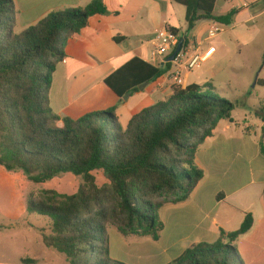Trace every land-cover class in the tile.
I'll return each mask as SVG.
<instances>
[{"label": "trees", "instance_id": "16d2710c", "mask_svg": "<svg viewBox=\"0 0 264 264\" xmlns=\"http://www.w3.org/2000/svg\"><path fill=\"white\" fill-rule=\"evenodd\" d=\"M171 1L186 8L188 32L201 20L232 25L239 12L216 16L217 0ZM106 15L103 0H94L86 7L52 13L18 33L13 0H0V166L22 171L36 184L68 174L82 178L76 194L43 190L28 201L31 213L51 222V234H42L44 245L64 254L69 264H127L111 258L110 227L125 237L158 242L164 230L161 210L189 200L205 177L197 164L200 147L221 121L234 122V104L205 92L213 90L210 83L174 86V94L133 116L126 129L115 107L77 120L54 113L53 77L66 59L68 41L91 18ZM125 40L114 38L118 44ZM171 65L134 58L105 85L123 99L155 82ZM98 171L108 181L102 187L93 175ZM260 204L263 219L253 232L254 217L248 213L238 230H221L217 242L196 244L172 264H245L238 250L241 239L264 248V191ZM21 264L37 260L25 258Z\"/></svg>", "mask_w": 264, "mask_h": 264}, {"label": "crops", "instance_id": "0c3cea01", "mask_svg": "<svg viewBox=\"0 0 264 264\" xmlns=\"http://www.w3.org/2000/svg\"><path fill=\"white\" fill-rule=\"evenodd\" d=\"M92 1L13 0L17 10L16 32L25 31L52 13L86 7ZM103 2L109 15L91 18L89 26L68 41L66 59L57 66L54 74L50 103L54 113L61 118L77 120L88 113L115 107L120 123L126 129L133 116L174 94L176 85L172 75L175 71L181 75L182 87H204L210 83L223 98L221 96L227 93L226 86L234 83L245 69L237 64L236 58L256 48L264 38V0H217L216 16L239 10L233 24L226 26L201 20L190 32L186 8L171 0ZM164 29L178 30V35L187 42L182 49V58L173 62L170 69L148 84L144 91L130 94L128 100L119 99L114 93L109 95L105 80L132 59L140 58L155 66H164L163 60L152 61L158 43L157 32ZM216 30L218 32L212 37L211 32ZM116 36L126 40L118 44L114 41ZM172 54L166 55L165 63ZM195 56L202 60L191 67ZM259 118L261 124L257 126L248 121L241 125L233 116V123L221 121L213 136L200 147L197 164L205 173L204 179L189 200L169 205L181 229L193 228V232L177 239L176 247L181 250V255L196 244L217 242L221 230L236 231L248 213L254 217L252 232L261 224L264 154L260 145H264V115ZM59 126L63 127V123ZM245 174L248 180L243 182Z\"/></svg>", "mask_w": 264, "mask_h": 264}, {"label": "rangeland", "instance_id": "374dc122", "mask_svg": "<svg viewBox=\"0 0 264 264\" xmlns=\"http://www.w3.org/2000/svg\"><path fill=\"white\" fill-rule=\"evenodd\" d=\"M236 61L245 69L238 74L234 83L226 86L227 93L224 96L234 104L232 116L241 125L245 121L252 126L260 125L259 117L264 115V38L257 43L256 48L244 52ZM204 91L221 93L210 88ZM107 93L113 96L109 89ZM224 96H221L222 99ZM93 175L98 187L108 183L102 172H94ZM247 180L248 175H243L242 181ZM82 183V178L68 174L36 184L22 171H7L0 166V264H21L25 258L35 259L37 264H69L64 254L44 245L42 234H51V222L48 218L31 213L28 201L37 198L43 190L73 195ZM237 215L241 216L238 212ZM175 218L169 206L161 210L160 219L164 230L158 242L151 238L125 237L110 227L111 258L127 264H172L181 255V250L176 247L177 239L182 234L193 232L192 226L181 229ZM259 245L250 246L244 239L238 242V250L245 264H264V248Z\"/></svg>", "mask_w": 264, "mask_h": 264}, {"label": "built area", "instance_id": "2783aa9c", "mask_svg": "<svg viewBox=\"0 0 264 264\" xmlns=\"http://www.w3.org/2000/svg\"><path fill=\"white\" fill-rule=\"evenodd\" d=\"M217 32H218V30H216V32H211L210 35L212 37H214ZM156 39H157L158 43L155 47L154 52L152 53V61L156 62L158 60L159 61L163 60V62L165 64L164 58L166 57V55H168V54L172 53L174 50H176V48H177V46L181 40V37L169 29H164V30L157 32ZM182 54L183 53L181 51L178 54V56L176 57L175 62L179 61L182 58ZM199 60H202V58L199 56H195L193 58V60L191 61L190 66L194 67ZM172 79H173L176 86H182L183 85V80L181 78L179 71H175L173 73Z\"/></svg>", "mask_w": 264, "mask_h": 264}, {"label": "water", "instance_id": "95a60500", "mask_svg": "<svg viewBox=\"0 0 264 264\" xmlns=\"http://www.w3.org/2000/svg\"><path fill=\"white\" fill-rule=\"evenodd\" d=\"M184 43H185V40L184 39H181L175 52L166 60V63H173L175 62L176 60V57L178 56V54L182 51L183 47H184ZM148 86V84H144L143 86H141L139 88L140 91H144V89ZM130 97V94L126 95L124 97V100H128V98Z\"/></svg>", "mask_w": 264, "mask_h": 264}]
</instances>
